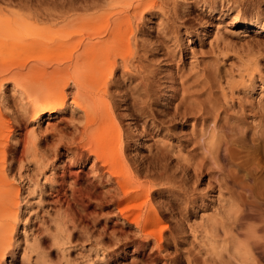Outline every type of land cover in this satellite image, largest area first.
Instances as JSON below:
<instances>
[{
    "label": "rangeland",
    "instance_id": "374dc122",
    "mask_svg": "<svg viewBox=\"0 0 264 264\" xmlns=\"http://www.w3.org/2000/svg\"><path fill=\"white\" fill-rule=\"evenodd\" d=\"M55 1L56 8L48 0H0V8L27 18L16 37L43 42L37 52H52L61 36L60 23L47 18L48 12L58 11L60 1ZM166 1L134 22L131 45L125 42L119 52L132 53L129 60L141 69H131V75L119 69L112 86L126 155L141 165L149 195H108L113 191L111 182L90 173L87 161L70 169L79 175L76 187L89 181L96 185L94 198L70 202L62 193V204L56 202L54 188L59 184L53 181L52 169L59 177L60 167L72 154L66 147L56 151L54 141L61 131L71 134L78 118L67 110L59 120L45 118L37 127L19 111L16 121L12 114L21 109L20 102L11 93L12 84H5L0 106L12 130L28 133L37 127L41 133L39 155L25 157L12 178L25 199L18 256L27 234L30 246L41 240L48 264H259L261 260L264 264V147L259 141L264 130V31L239 24L264 25V0ZM90 24L77 29L96 26L104 35L113 27L105 21ZM52 36L57 37L54 43L49 41ZM7 40L0 42V60L24 62L31 50ZM47 121L58 127L45 131ZM15 143L11 141L10 156L21 155L22 146ZM47 155L51 162L41 175L36 166ZM64 189L69 191L67 185ZM147 200L162 219L157 238H147L132 224ZM67 207L74 213H67L72 216H66L69 220L62 213ZM73 219L77 228L70 225ZM56 237L67 245L54 246Z\"/></svg>",
    "mask_w": 264,
    "mask_h": 264
},
{
    "label": "bare ground",
    "instance_id": "6f19581e",
    "mask_svg": "<svg viewBox=\"0 0 264 264\" xmlns=\"http://www.w3.org/2000/svg\"><path fill=\"white\" fill-rule=\"evenodd\" d=\"M48 1L51 4L55 0ZM58 1H60L57 5L58 11L56 13L48 12L49 14H47V18L60 23L61 29L59 30L61 36L54 47H52L51 44L49 45L48 42L51 41V43H54V41H57V37L54 39V36H52L53 41H46V44L49 45L48 47H52V52L48 51L44 53L37 52L39 48L44 46L43 42H27L24 39L15 36L17 29L19 27L22 28L21 26L25 23V19L27 18L18 16L10 10L0 8V42L8 39L11 43L18 45L21 48L23 47L31 50V52L27 50L28 53L25 56V60L21 63L19 61L16 62L17 56H15L16 60H14L16 63L12 62L13 60L7 61L6 58L0 60V97L5 84L11 83L13 86L11 93L13 92L16 94L15 96L20 102L21 108L12 114L13 119L18 121V112L21 111L23 112L22 114L29 115V123L37 127L40 126V122L45 118L47 120H59L62 117V113L67 110L70 111L71 116H77L79 123L74 125V131L69 135L64 134L63 131H61V134L58 135L54 141V146L57 149L56 151H58V148L66 147V152L72 154L68 157V161L64 162L63 166L60 167V169L62 168L63 170L62 173L60 172L61 174L59 177L58 172H55L54 169H52L53 181L59 184V188H54V191L57 193L55 195L57 198L56 202H59V195L62 193L66 196L65 198H67L68 201H70L68 198L72 199L70 202H76L77 199L83 200V198L86 197L89 199L94 198L92 196L95 195V193L93 195L91 194L92 191L96 192V190H92L96 185L92 181H89L88 183L84 182L86 185L81 183L79 187H76L80 184L79 175L75 176L70 169L73 164H79L82 166L87 161L91 162L89 165L90 173L96 178L102 180L105 179L104 181H107V183L111 182L113 191L112 189L108 190V195L114 197L119 193H123L122 195L130 196L131 194H135L136 197H139L146 192L149 195L150 190L148 191V189L145 188V180L141 177L143 175L141 171L142 169L139 167L141 165L136 166V162H131L126 155L125 135L118 117L115 114L116 105L114 104L115 100L112 86L115 83L116 71L119 69H122L121 73L123 75L130 74L131 69H141V66L139 64L137 65L135 61L132 62L129 60L132 53L128 54L126 52H119L124 46H127L126 43L129 46L131 45V36L135 30L134 22L143 19L146 12L155 10L158 7H163L167 1ZM106 3V7L103 8L102 4ZM26 5L31 6L29 4ZM90 11H92V13H89ZM44 14L46 15V13ZM40 19L42 20V18ZM101 21H105L107 24H113L112 29L107 28L104 35L100 32L102 29L97 28L96 26L89 28H84V26L83 30L81 29L82 27H80L81 30L77 29L80 25L83 26L82 24H93ZM239 24L244 25L247 29L264 31V25H260L258 22L240 21ZM50 26H52V24ZM50 28L51 27L48 29ZM55 34L56 33L54 32V35ZM125 36L127 38L126 40H124ZM118 37L121 39L117 40ZM135 60H137V58ZM4 102V105L6 106V97L3 98V103ZM6 109H9V107L6 106ZM148 114H144L145 117H150ZM47 124L48 127L45 128V131H47L49 127H52L53 129L58 127L57 123H50L47 121ZM37 127L33 128L28 133L19 132L18 130L15 131L14 129L12 130L10 120L6 118V113L0 106V264L49 263V260L47 261L45 258H50L47 257V255L45 256L41 240H35L36 243L30 246L31 244L29 245L27 234L24 236L25 246L23 247V250H20L22 251L20 255H17V250L21 245V236H17L20 232L18 224L22 216L21 203L25 199L21 200L24 193H22V190L14 184L12 178L16 177V169H18V167L21 169L25 157L29 158V156L35 157L39 155L37 154V147L40 144L38 138L41 133L38 131ZM12 140L22 146L20 156L15 155L14 151L10 156L9 151ZM260 140L263 141L264 147V130L259 138V141ZM242 144H244V142H242ZM46 147H48V145H46ZM45 150L40 153H43ZM47 151L48 150H46V152ZM45 162L47 163L45 164ZM50 162L49 155L38 161V166L36 167L42 169L40 171L41 175L44 173L43 168L50 165ZM133 165L136 167L133 168ZM83 170L81 169L80 171L84 172ZM37 173L34 174L37 175ZM45 179H47V177H45ZM34 180L32 183L37 179ZM150 182L151 181H149V183ZM65 185H67L69 191H65L67 190L64 189ZM60 201L62 200L60 199ZM70 202L67 203L70 204ZM83 202L84 200L82 203ZM76 204L80 205L81 203L79 202ZM74 206L76 205L74 204ZM140 207V211L136 216L134 215L135 217L132 224H135L141 233L144 232V236L147 238H157L159 233L156 228L161 225L162 220L156 210L157 208L150 203V200L144 201ZM58 208L55 209L61 213L59 210L63 209V207H61V209ZM85 208H87V206ZM69 209L70 212H68ZM71 211V207H67L66 210H62V213L65 212L66 214H71ZM70 214H64V218L68 219L67 217ZM66 219H64L65 222L67 221ZM76 219H73L72 222L70 221V225H75L77 221ZM22 220L24 219L22 218ZM56 221H60V219ZM65 222L63 221V224H65ZM76 225L73 226V228H77ZM61 226H63V228L65 227L64 225ZM67 231L69 232L70 229H67ZM25 232L27 231H25L24 228L23 233ZM33 237L31 238L33 239ZM59 237H56L55 239L53 238L55 245H52H58V247L59 245H67L65 241L61 242ZM47 253L49 254V252ZM32 255H34V257H32ZM258 257L262 258L260 255H257V258ZM260 263L262 264V260Z\"/></svg>",
    "mask_w": 264,
    "mask_h": 264
}]
</instances>
